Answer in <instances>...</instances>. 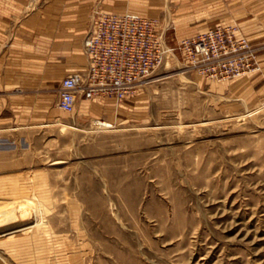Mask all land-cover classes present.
<instances>
[{
  "label": "rangeland",
  "instance_id": "374dc122",
  "mask_svg": "<svg viewBox=\"0 0 264 264\" xmlns=\"http://www.w3.org/2000/svg\"><path fill=\"white\" fill-rule=\"evenodd\" d=\"M87 1L86 33L95 10L133 11L171 50L237 23L260 69L209 81L175 50L121 101L65 113L48 86L43 119L13 109L0 62V264H264V0Z\"/></svg>",
  "mask_w": 264,
  "mask_h": 264
},
{
  "label": "built area",
  "instance_id": "2783aa9c",
  "mask_svg": "<svg viewBox=\"0 0 264 264\" xmlns=\"http://www.w3.org/2000/svg\"><path fill=\"white\" fill-rule=\"evenodd\" d=\"M83 50L87 57L85 69L68 74L58 86L57 106L70 114L75 113L78 95L85 99L123 100L164 56L175 50L189 70L209 81H226L260 69L259 47L237 23L217 24L180 38L171 50L158 19L133 11L95 10L83 39Z\"/></svg>",
  "mask_w": 264,
  "mask_h": 264
},
{
  "label": "crops",
  "instance_id": "0c3cea01",
  "mask_svg": "<svg viewBox=\"0 0 264 264\" xmlns=\"http://www.w3.org/2000/svg\"><path fill=\"white\" fill-rule=\"evenodd\" d=\"M103 6L115 8L114 5L105 3ZM89 9L87 0H47L46 3L31 8L17 3L5 14L0 12V62L12 64L8 69L10 77L16 80L14 86L22 88L13 95V109L24 110L31 116L40 112L39 115L44 119L50 109L49 102L46 101L49 97L47 87L56 85L57 97L60 81L74 71L85 69L87 57L83 53V39ZM231 23L234 22L219 21L213 25H205L201 30L182 38L217 24ZM50 80L54 84L49 85ZM99 100L114 102L113 98L102 97H95L92 102ZM76 101L78 109L88 99H79L78 95ZM89 110L97 112L94 106H90Z\"/></svg>",
  "mask_w": 264,
  "mask_h": 264
},
{
  "label": "bare ground",
  "instance_id": "6f19581e",
  "mask_svg": "<svg viewBox=\"0 0 264 264\" xmlns=\"http://www.w3.org/2000/svg\"><path fill=\"white\" fill-rule=\"evenodd\" d=\"M165 57H166V56H164L163 60L165 59ZM163 60H162V61H163ZM99 122H100V121H98L97 123H99ZM57 163H58V162H57Z\"/></svg>",
  "mask_w": 264,
  "mask_h": 264
}]
</instances>
